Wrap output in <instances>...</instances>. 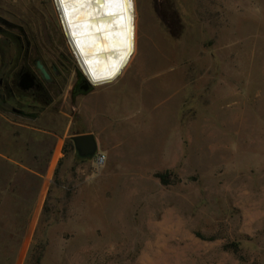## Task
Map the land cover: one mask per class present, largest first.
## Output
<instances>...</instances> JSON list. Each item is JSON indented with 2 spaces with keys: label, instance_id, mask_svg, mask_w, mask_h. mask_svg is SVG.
Segmentation results:
<instances>
[{
  "label": "rangeland",
  "instance_id": "obj_1",
  "mask_svg": "<svg viewBox=\"0 0 264 264\" xmlns=\"http://www.w3.org/2000/svg\"><path fill=\"white\" fill-rule=\"evenodd\" d=\"M136 1L137 61L72 104L85 75L54 0H0L2 33L22 27L70 69L41 120L0 111V157L24 126L56 152L34 231L0 235V264H264V0ZM86 132L97 151L83 158L72 137Z\"/></svg>",
  "mask_w": 264,
  "mask_h": 264
},
{
  "label": "bare ground",
  "instance_id": "obj_2",
  "mask_svg": "<svg viewBox=\"0 0 264 264\" xmlns=\"http://www.w3.org/2000/svg\"><path fill=\"white\" fill-rule=\"evenodd\" d=\"M80 69L95 87L124 78L139 57L136 0H54Z\"/></svg>",
  "mask_w": 264,
  "mask_h": 264
},
{
  "label": "crops",
  "instance_id": "obj_3",
  "mask_svg": "<svg viewBox=\"0 0 264 264\" xmlns=\"http://www.w3.org/2000/svg\"><path fill=\"white\" fill-rule=\"evenodd\" d=\"M39 120H41V118L35 121ZM24 128L26 130L19 131V136L17 137H15V134L13 136H5L7 139L13 137L15 141L18 140L19 146H21L19 151L21 152L18 154L19 151H13L10 152L11 154L1 155L4 159L0 157L5 163L4 166H6V170H3V176L0 175V235H3V240H27L31 237L34 226L39 220L42 208L45 204L48 191V174H50L51 165L56 156V152H54L55 148L50 142L52 140L47 136L51 135V132L43 131L38 127L24 126ZM84 134L93 135L92 132L77 135ZM47 142L50 149L46 148ZM29 145L31 146L28 149H24L25 146L27 147ZM15 146L18 145L16 144ZM23 151H26L27 154L28 151L34 153L31 154L32 158H35V154L41 152L49 154H38L37 160H34L35 166L31 167L19 161L22 158L33 161L30 154H28L29 156L23 154ZM48 158H50L48 163L50 164V168L48 171H43V168L39 165ZM19 169L28 175L24 176L25 183L20 179L19 174L21 173L18 172ZM26 244L27 242H25V244L21 241L19 242L17 246L18 251H16L17 254L26 253ZM5 245L7 244L4 242L0 243V247L2 248L5 247ZM1 252L4 253L3 250L0 251V254Z\"/></svg>",
  "mask_w": 264,
  "mask_h": 264
},
{
  "label": "flooded vegetation",
  "instance_id": "obj_4",
  "mask_svg": "<svg viewBox=\"0 0 264 264\" xmlns=\"http://www.w3.org/2000/svg\"><path fill=\"white\" fill-rule=\"evenodd\" d=\"M9 27L0 33L5 43H14L20 51L1 53L0 111L38 120L54 104V95L60 96L64 92V83L70 69L60 57L44 60L41 52L35 51L33 47L35 41L22 27ZM25 73H29L35 80V86L28 90L21 87ZM82 85L76 79L70 94L72 104L80 96L86 95Z\"/></svg>",
  "mask_w": 264,
  "mask_h": 264
},
{
  "label": "water",
  "instance_id": "obj_5",
  "mask_svg": "<svg viewBox=\"0 0 264 264\" xmlns=\"http://www.w3.org/2000/svg\"><path fill=\"white\" fill-rule=\"evenodd\" d=\"M77 79L79 82L83 83L82 89L85 91L86 95L93 91L94 85H92L85 76H83L79 71H77ZM35 86L34 78L29 74H24V79L21 83V87L24 90L31 89ZM72 141L74 142L75 149L79 153V155L83 158L91 157L95 155L97 151V143L94 135L92 134H84L77 135L72 137Z\"/></svg>",
  "mask_w": 264,
  "mask_h": 264
},
{
  "label": "trees",
  "instance_id": "obj_6",
  "mask_svg": "<svg viewBox=\"0 0 264 264\" xmlns=\"http://www.w3.org/2000/svg\"><path fill=\"white\" fill-rule=\"evenodd\" d=\"M1 53H15L16 51H20L19 47L15 45L14 43L10 45L9 43H5L4 46L0 45ZM156 178H158L163 185H169L170 184V179L168 173H160L155 175Z\"/></svg>",
  "mask_w": 264,
  "mask_h": 264
},
{
  "label": "built area",
  "instance_id": "obj_7",
  "mask_svg": "<svg viewBox=\"0 0 264 264\" xmlns=\"http://www.w3.org/2000/svg\"><path fill=\"white\" fill-rule=\"evenodd\" d=\"M104 161H105V158L103 156L99 158L100 163H104Z\"/></svg>",
  "mask_w": 264,
  "mask_h": 264
}]
</instances>
